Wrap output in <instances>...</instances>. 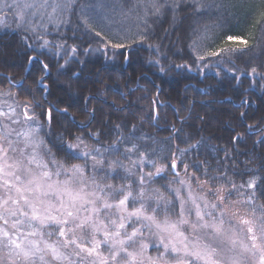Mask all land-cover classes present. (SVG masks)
I'll list each match as a JSON object with an SVG mask.
<instances>
[{
  "label": "trees",
  "instance_id": "trees-1",
  "mask_svg": "<svg viewBox=\"0 0 264 264\" xmlns=\"http://www.w3.org/2000/svg\"><path fill=\"white\" fill-rule=\"evenodd\" d=\"M87 1L76 0L69 22L58 27L38 28L31 19L28 30L18 28L12 12L11 20L0 24V90H11L22 104L33 106L48 146L59 136L70 140L76 135L95 146L89 132H100V143L107 146L120 125L119 133L131 135L148 158L168 166L175 162L178 174L207 178L205 171L208 176L227 172L236 185L256 177L257 199L264 205V170L256 171L264 164V146L256 143L264 136V0H200V7L195 0H178L175 11L150 16L148 29L139 23L134 34H126L130 48L125 55L105 50L78 21L77 9ZM113 3L134 4L107 0L104 10ZM95 30L106 39L119 33ZM141 31L149 33L148 39H140ZM201 35L207 38L197 41L200 47H191ZM229 36L246 38L247 47L231 45ZM221 49L230 51L209 55ZM176 174L169 167L151 185L171 196L166 184Z\"/></svg>",
  "mask_w": 264,
  "mask_h": 264
},
{
  "label": "snow or ice",
  "instance_id": "snow-or-ice-1",
  "mask_svg": "<svg viewBox=\"0 0 264 264\" xmlns=\"http://www.w3.org/2000/svg\"><path fill=\"white\" fill-rule=\"evenodd\" d=\"M195 3L200 7V0ZM75 5L76 0H62L52 8L54 12L59 8L66 13L74 11ZM47 7V0L22 5L19 0H0V12L5 9L12 12L18 19V28L31 26V20H25L22 9L35 8L31 13L35 16ZM97 7L105 5L88 4L80 8L86 30L99 39L105 50L111 48L125 55L130 48L124 43L128 37L118 33L106 39L102 31L95 30V27L115 23L114 15H89ZM179 7L178 0H135L131 8L121 7L119 12L125 18L129 13L135 15L148 29L150 16L159 18L165 10L175 11ZM116 11L113 6V14ZM5 18L0 17V24ZM137 35L143 41L148 39L149 33L141 31ZM206 38L198 36L191 47H200L197 41ZM228 40L239 41L247 47V41L238 37L229 36ZM47 44L45 41L44 45ZM71 51L77 50L72 48ZM225 51L230 50L221 49L209 55L218 56ZM43 67L47 69L48 65ZM256 72L253 67L251 73ZM14 103L15 107L9 104L7 110L0 108V264H246L247 252L258 254L259 264H264V205L255 204L256 177L237 186L227 172L208 176L205 171L207 181L198 183L202 192L208 181H222L207 189L215 202L210 203L204 196H193L190 184L184 179L177 183L187 187V197L181 194V188L171 187L166 189L171 196H166L159 188L149 187L164 171L163 166L157 167L155 160L149 159L137 143L131 142V135L120 134V125L115 126L116 140L107 146L100 143V132H89L88 138L99 146L89 145L84 136L76 135L70 140L59 136L58 143L49 147L40 135L44 125L33 106ZM17 108L22 111L17 112ZM64 112L67 114V109ZM46 119L50 124V111ZM22 124L26 126L21 127ZM248 131L255 132L251 125ZM236 139L242 137L238 135ZM256 143L264 146V136ZM77 160L81 163L73 162ZM145 167L155 168V173L145 172ZM169 167L175 169V162ZM261 170L264 164L256 171ZM189 179L199 181L198 177ZM112 180L124 183H109ZM260 182L264 183V178H260ZM234 193L244 195L243 203L252 206V218L240 220L247 226L250 244L236 238L235 226L226 219L231 207L229 198ZM193 211L195 219H191ZM173 216L176 219H172ZM226 223L230 225L228 228H225ZM185 226L191 230L188 235L183 230ZM52 236L57 239L49 242L47 238ZM150 248L156 255L149 254Z\"/></svg>",
  "mask_w": 264,
  "mask_h": 264
},
{
  "label": "rangeland",
  "instance_id": "rangeland-1",
  "mask_svg": "<svg viewBox=\"0 0 264 264\" xmlns=\"http://www.w3.org/2000/svg\"><path fill=\"white\" fill-rule=\"evenodd\" d=\"M106 1L107 0H88L85 3H83V2L80 3V5L77 9V10H79V12L76 13L78 21L81 22L82 25H84L82 23L81 14H79V13H81L80 8L82 5L101 4V3L105 4ZM19 2L21 3V5L25 2L39 4L41 2V0H19ZM47 2L49 4V7H47L46 9L40 10L39 12H37V14L35 16L31 15V13L33 11H36L35 8H33V9H22V11H24L25 16H27L28 19H30V20L35 19L36 23H34V24L38 28H42V29H47V27L49 25L53 26V27H58L60 25H65L66 23L69 22V16H70L71 12L65 13V12H62L59 8L54 12L53 8H52V5H54V4H61L62 0H47ZM134 2H135V0H132V3H134ZM118 4H120V3H118ZM118 4L117 3L111 4L110 5L111 10L110 11L104 10L105 8H99V7L96 8V10L98 12L100 11V13H107L108 15H114V20H115V23L108 24L107 26H101L100 29H102L104 32H106L108 34H109V32H115L116 34L118 32L121 34L123 33L122 35L127 37L126 34H130V33L134 34L136 31V28L137 29L140 28V24L142 22L141 21L138 22V19L136 18V16L131 14V13H129L126 18L123 15H121V13L119 12V9L121 7L118 6ZM113 6H115L117 8V11L115 14H113V12H112ZM132 6L122 7V8L127 10V9L131 8ZM41 12L43 14L42 16H41ZM9 14L10 13L7 12V9H5L3 12H0V17H6L5 19L11 20V16H9ZM11 14L13 15V13H11ZM142 14L143 13L141 12V15ZM49 16H51V20H49ZM92 16H93V14H92ZM134 22H136L135 26H132ZM138 24H139V27H137ZM109 29H111V31H109ZM231 37H238L242 40L247 41V39L244 37H240V36H231ZM228 41L233 46H237V47L245 46L244 44L239 43V41H233V40H228ZM9 94H11V95H9ZM14 102L22 104V102H20L17 99L15 93L12 92L11 90H5V91L0 90V108L7 110V105H9V104H12L13 107H15ZM21 111H22L21 108H17V112H21ZM21 119H23V118L21 117ZM25 126L26 125H23V124L21 125V127H25ZM86 142L89 145H92L88 141H86ZM92 146H94V145H92ZM149 159L155 160L157 167L163 166L164 171L162 173H166L169 170V166L164 164V163H161L159 159H154V158H149ZM75 163H80V162H75ZM125 163H127V161H125ZM144 171L145 172L151 171V172L155 173V168L145 167ZM176 173H179L177 170V164H176ZM190 177H192V176H191V174H188V172H185L184 174H179L177 177L176 176L170 177L168 180L169 182H167V184H166V189H167V187L181 188V194L184 197H187V194H188L187 187H182L181 185H179L177 183L178 180L184 179V180L188 181V184H190L193 196H196V197L204 196L205 199H207L210 203L215 202V198L213 196L209 195L207 192L208 187L211 184H213L214 182L208 181V183L204 185L205 190L202 192L200 187L198 186V183H203L204 181H207V178H201V177L199 178L198 177L199 181H197V180H190L189 179ZM109 183H113V184L118 185V184L124 183V181L112 180V181H109ZM151 184L154 186L153 183H151ZM151 184L149 185V187L154 188ZM243 184H245V183H243ZM237 186H239V185L237 184ZM226 187H230V186H226ZM245 190L250 192V190H247V189H245ZM256 197H257V194H256ZM245 199H246V197L242 194H239V193H234L229 198V200L231 201V207L228 208V217H226V219H230L231 225L235 226L236 238L238 240H243L245 243L250 244V240L248 239V235L246 234L247 226L240 223L241 219L252 218V206L249 204L243 203V201ZM255 204L257 206L262 205L258 199L255 200ZM234 213H235V215H233ZM256 215L257 216L260 215L259 211L256 212ZM172 219H176V217H174ZM191 219H195L194 211H193V215L191 216ZM0 224H2V222H0ZM229 226H230L229 224H227V223L225 224V228H228ZM9 230L11 231L10 226H9ZM183 230L185 231L186 235H188L189 232L191 231L189 228H187V226H185V228ZM47 239H49V242H52V241H55L57 239V237L52 236L51 238H47ZM61 251H64V250L61 249ZM149 254L150 255H156V252L154 249L150 248ZM48 258H50V257H46V259H48ZM245 261H246V264H259V256H258V254L254 256L251 252H247V253H245ZM54 264H59V262H54Z\"/></svg>",
  "mask_w": 264,
  "mask_h": 264
},
{
  "label": "water",
  "instance_id": "water-1",
  "mask_svg": "<svg viewBox=\"0 0 264 264\" xmlns=\"http://www.w3.org/2000/svg\"><path fill=\"white\" fill-rule=\"evenodd\" d=\"M38 59H40L38 56H36ZM14 83V82H13ZM21 83V82H20ZM20 83H14L16 85H19ZM61 110H65V109H61Z\"/></svg>",
  "mask_w": 264,
  "mask_h": 264
}]
</instances>
